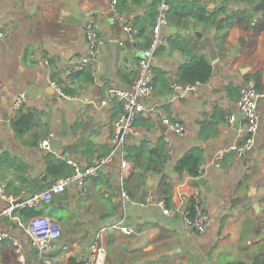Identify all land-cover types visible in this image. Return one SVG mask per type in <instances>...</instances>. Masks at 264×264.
Masks as SVG:
<instances>
[{
	"label": "crops",
	"instance_id": "crops-1",
	"mask_svg": "<svg viewBox=\"0 0 264 264\" xmlns=\"http://www.w3.org/2000/svg\"><path fill=\"white\" fill-rule=\"evenodd\" d=\"M161 1L118 0L116 14L110 0H0V31L5 33L0 39V212L11 197H27L59 177L47 172L49 156L65 160L70 171L67 159L100 163L99 175L86 176L84 187L71 182L50 200L0 213V230L9 233L0 240V264H17V243L27 264H44L28 230L37 215L59 225L49 255L61 264L87 261L96 239L105 249L104 264L263 260L264 97L258 100L261 121L253 148L242 157L228 150L215 164L219 151L241 141V115L237 126L227 119L238 112L240 85L252 80L264 89V12L252 9L258 0H194L204 8L197 14L181 5L169 7L152 61L154 88L141 100L137 132L118 145L111 160L102 161L114 146L113 122L122 110L119 99L104 101L106 88L135 78L138 47L150 42ZM171 1L187 5V0ZM92 17L103 42L77 70L78 59L89 54L85 24ZM127 22L138 29L133 40L124 31ZM114 41L117 56L110 76L104 58ZM196 53L206 55L211 75L171 98L179 68ZM52 82L75 97L59 94ZM20 92L27 100L15 108ZM20 111L33 117L17 133L12 118ZM163 115L179 120L183 131L168 132ZM47 134H52L50 151L38 144ZM190 150L201 157L199 176L177 168ZM150 192L176 211L165 214L155 204L140 205ZM196 194L208 216L201 232L186 224L182 212ZM123 225L132 231L124 232Z\"/></svg>",
	"mask_w": 264,
	"mask_h": 264
},
{
	"label": "built area",
	"instance_id": "built-area-1",
	"mask_svg": "<svg viewBox=\"0 0 264 264\" xmlns=\"http://www.w3.org/2000/svg\"><path fill=\"white\" fill-rule=\"evenodd\" d=\"M117 2L118 0H110V8L113 12L119 14ZM169 7L170 5L168 0H162L160 2L158 18L151 28L150 42L145 46L138 47L139 59L135 78L128 85H118L111 82L106 88L107 94L104 101L112 98L119 99L122 102V110L113 122L114 132L112 135V142L114 146L109 155L102 159L103 162L111 160V156L114 154L118 145L124 143L125 139L129 135L137 132L135 120L138 115V111L143 107L141 100L154 88L152 61L161 37L160 33L162 27L168 22L167 11ZM123 27L129 38L133 40L138 33L137 27L129 22L124 23ZM85 31L88 38L89 54L81 56L78 59V64H76L75 67L77 70L83 69L92 57L96 56L98 51H100V47L103 42L102 38L98 35L97 30L95 29L93 17L86 22ZM4 35V31H0V39H2ZM119 43L122 44L123 41L120 40ZM199 84L200 82L198 81L184 84L178 82L177 80L173 81L171 85V98L178 97L181 92L183 93L185 91L195 89ZM52 85L56 88V91L59 94L67 97L68 99H73L75 97L73 94H66L56 82H52ZM261 97H264V89H258L252 80H247L240 85L236 100V108L238 113L241 115L240 123L238 125V134L241 141L238 144H234L229 148L218 152L216 156L217 161L215 162L217 166L221 164V159L226 151H235L237 156L242 157L255 145L256 134L261 121V114L258 107V100ZM26 100V93L20 92L14 100V107H21ZM227 119L229 122H233L236 119V115L229 114ZM161 121L166 126L168 132L181 133L183 131V125L177 119H173L168 115H163L161 117ZM51 138L52 134H47L46 136L40 138L38 140L39 146L45 150H52ZM164 139L170 143L167 133H165ZM67 162L71 165L70 173L59 176L50 184V186L41 190H36L27 197H11L10 202L1 210L0 213L3 215H10L17 207H31L42 201L50 200L54 195L61 193L65 186L71 182H75L79 186L84 187L86 176H97L100 173V163L82 165L71 159H67ZM200 170L202 171L201 168ZM122 192L123 194L127 193L125 189L122 190ZM139 204H155L159 206L165 214H170L176 211V209L167 205L164 198L156 197L152 192L147 194L144 199L140 200ZM182 212L186 224L194 230L201 232L206 228L208 216L202 209L197 194L194 200L193 211L186 207ZM103 229L104 228H102V230ZM121 229L126 233H130L132 231L131 227L124 225L121 226ZM28 230L31 234V244L37 248L43 263L61 264L53 260L49 255L52 248L51 239H55L60 235L58 223L47 216L37 215L32 218L28 225ZM8 237L9 233L7 230H0V240ZM15 252L17 255V264H27L26 256L19 243L15 246ZM104 255L105 249L99 239H96L91 245L88 255L89 259L82 264H104Z\"/></svg>",
	"mask_w": 264,
	"mask_h": 264
},
{
	"label": "trees",
	"instance_id": "trees-1",
	"mask_svg": "<svg viewBox=\"0 0 264 264\" xmlns=\"http://www.w3.org/2000/svg\"><path fill=\"white\" fill-rule=\"evenodd\" d=\"M170 3V7L175 9L176 5H181L183 10H188L190 12V8H192L191 12L193 14L202 13L204 8L197 4L194 0H187V5L185 2L180 3V1L171 0L168 1ZM176 4V5H175ZM188 6V7H186ZM205 14V13H204ZM203 14V15H204ZM201 15V14H198ZM223 24V20L220 22V25ZM212 73V64L206 57L204 53H196L191 60L183 64L178 70V78L177 81L180 83H194L204 82L206 81ZM65 91V90H64ZM33 114L31 112L20 111L12 118V125L17 133H21L25 131L30 123L32 122ZM200 161L201 157L196 152V150H190L186 153L177 164L178 169L187 168L192 175L199 176L201 174L200 170ZM70 171L69 165L65 160H55L49 156L47 172L52 176H60L63 174H67ZM28 208V207H25ZM188 209L193 211L194 209V201L192 200L191 204L188 206ZM253 264H264V258L260 261V263Z\"/></svg>",
	"mask_w": 264,
	"mask_h": 264
},
{
	"label": "water",
	"instance_id": "water-1",
	"mask_svg": "<svg viewBox=\"0 0 264 264\" xmlns=\"http://www.w3.org/2000/svg\"><path fill=\"white\" fill-rule=\"evenodd\" d=\"M252 9L253 11L261 10L264 12V0H258L255 4H253ZM117 45L118 42L116 41L111 42L107 47V54L104 58V64L106 66L107 74L110 76L113 75L114 62L117 56ZM235 115H236L235 125L237 126L240 114L237 112Z\"/></svg>",
	"mask_w": 264,
	"mask_h": 264
}]
</instances>
